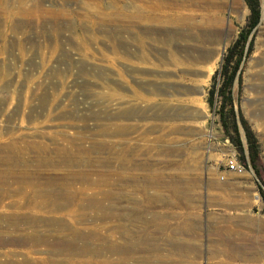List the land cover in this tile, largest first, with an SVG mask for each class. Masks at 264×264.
I'll list each match as a JSON object with an SVG mask.
<instances>
[{"label": "rangeland", "instance_id": "1", "mask_svg": "<svg viewBox=\"0 0 264 264\" xmlns=\"http://www.w3.org/2000/svg\"><path fill=\"white\" fill-rule=\"evenodd\" d=\"M259 9L235 78L233 109L238 123L241 113L259 132L263 165L264 0ZM248 15L244 0H0V143L16 134L51 144L61 131L84 139L87 151L78 157L85 166L78 169L122 179L75 183L78 197L93 203L76 199L82 217L70 213L77 207L54 212L28 198L4 196L0 219H59L58 227L34 225L52 227L53 237L64 238L61 228L93 231L88 246L99 251L95 264H216L191 247L185 257L184 231L170 236L169 180L179 177L187 158L181 146L186 138L208 132L219 119V102L212 108L207 102L211 79ZM177 206V227L184 229ZM172 216L174 223V208ZM28 250L12 251L16 261L89 258L64 249Z\"/></svg>", "mask_w": 264, "mask_h": 264}, {"label": "crops", "instance_id": "2", "mask_svg": "<svg viewBox=\"0 0 264 264\" xmlns=\"http://www.w3.org/2000/svg\"><path fill=\"white\" fill-rule=\"evenodd\" d=\"M241 141L247 155L242 136ZM181 146L187 158L179 166V177L170 176L169 180L170 236L173 231L175 237L177 231H184L185 257L191 247L196 256L201 252L216 264H264V164L241 163V173L228 170L227 161L236 150L218 120L208 132L186 138ZM260 148L263 160L261 143ZM178 203L185 214L184 229L177 227Z\"/></svg>", "mask_w": 264, "mask_h": 264}, {"label": "bare ground", "instance_id": "3", "mask_svg": "<svg viewBox=\"0 0 264 264\" xmlns=\"http://www.w3.org/2000/svg\"><path fill=\"white\" fill-rule=\"evenodd\" d=\"M56 135L58 137L51 143L53 146H50L51 144H47L42 140L32 139L31 135H28L27 138H21L19 135L12 134L6 137L5 140L3 139L4 141L0 143V199L4 196H10V198L19 197L22 198V200L28 198L34 204H41L54 212L67 211L70 206L77 207L76 210H72L70 213L75 214L77 217H82L84 213L80 211L81 204L78 203L77 205V203L74 202H77L76 199L88 203L92 200L91 198H83V196L78 197L79 195L74 187L75 183L93 184L105 181V184H109V178L106 177H110V175H115L117 177L116 180H119V182H121L122 179L119 173L104 174L102 170L78 169L79 166H85L83 164L85 163L84 160L78 157L79 153L82 154L87 151V147L81 145L84 139L72 136L68 137L61 131L56 132ZM92 149H96L94 142H92ZM28 151H33L34 156H29ZM109 162L110 160L107 159L103 160L101 164L106 165ZM33 164H35L36 168L31 167ZM43 166H49L50 169H41L40 167ZM92 176H95V178H92ZM110 194L112 193H108V196ZM92 234H94L93 231H70L71 237L69 241L58 239L57 242L61 245V249L73 252L77 256L90 258L70 260V262H73L72 264L96 263L94 259L96 256H99V251L88 246ZM34 239L35 237L27 238V240L32 241ZM40 240L44 239L41 238V236L36 237V241L40 242ZM32 241L30 243H32ZM57 242L52 241L50 244L55 247ZM127 246L126 248H117H121L120 250L126 252L129 250ZM8 252L11 257L16 255L14 252ZM27 257L28 256L21 259V261H23L22 264H52L47 258H40V263L39 260H33L30 256L28 260ZM12 262H14V260ZM15 262L16 263L12 264H20L16 260ZM60 262L61 263L57 264H64L62 261ZM123 262H125V259L117 263ZM115 263L116 262L108 260L103 262V264Z\"/></svg>", "mask_w": 264, "mask_h": 264}, {"label": "trees", "instance_id": "4", "mask_svg": "<svg viewBox=\"0 0 264 264\" xmlns=\"http://www.w3.org/2000/svg\"><path fill=\"white\" fill-rule=\"evenodd\" d=\"M249 9L247 21L233 41L227 47L222 56L220 65L212 76V85L207 99L212 108L219 102L216 114L224 132V135L241 154V161L252 166L260 164V145L255 133L250 129L245 119L239 113V123L233 109V86L237 78L240 66L249 53V36L260 19L259 0H244ZM243 132L247 144V155H244L243 143L241 141ZM246 157V158H245ZM247 159V160H246ZM257 172V171H256ZM263 184L264 181L262 180ZM264 201V192L261 191Z\"/></svg>", "mask_w": 264, "mask_h": 264}, {"label": "flooded vegetation", "instance_id": "5", "mask_svg": "<svg viewBox=\"0 0 264 264\" xmlns=\"http://www.w3.org/2000/svg\"><path fill=\"white\" fill-rule=\"evenodd\" d=\"M23 206H22V208H23ZM18 207L19 206H15V208H18ZM14 216L15 215H5V216H1V219H0V264L16 263V262H12L13 260L14 261L16 260L15 256L11 257V255L8 251H10V252H12V251L24 252V251H29L28 249L35 250V251L36 250L41 251L42 249H33V248L43 247L44 248L42 250L43 252H48L50 254H54L53 250L59 251L61 249V245H59L57 242L58 239H60L62 241H64V240L69 241V239H70V236L67 235L70 233V229H68V228H61V231H60L61 233L59 232V234H61V236L64 237V238H62V237H53L56 234L55 233L51 234V232L54 231V229H52V227L49 228L50 232L49 231H43V230H48V229L34 227V225H38L41 223H43L42 226L44 225V227H49L51 225L57 226L55 224V222L57 220L60 221L59 219L52 220V219H42V218H38V217H35V218L29 217L28 218V216H22L21 218L15 219ZM48 221H50V222H48ZM28 226H32V227H28ZM26 233H30V234H26ZM27 236L28 237H35V239L33 241L27 240V238H28ZM38 236L39 237L41 236V238H43L44 240H40V242L36 241V237H38ZM51 238H55V239H51ZM31 241L33 244L30 243ZM52 241L57 242L55 247H53V245L50 244V242H52ZM44 245H46V246H44ZM8 260H9V262H8ZM22 262L23 261H21L20 263L22 264ZM18 263H19V261H18Z\"/></svg>", "mask_w": 264, "mask_h": 264}, {"label": "built area", "instance_id": "6", "mask_svg": "<svg viewBox=\"0 0 264 264\" xmlns=\"http://www.w3.org/2000/svg\"><path fill=\"white\" fill-rule=\"evenodd\" d=\"M227 168L228 170L238 173H241L244 170L243 164L237 161L236 155H233L232 158L227 161Z\"/></svg>", "mask_w": 264, "mask_h": 264}]
</instances>
